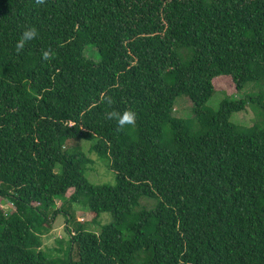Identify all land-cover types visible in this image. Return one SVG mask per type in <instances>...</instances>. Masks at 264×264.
<instances>
[{"label": "trees", "instance_id": "1", "mask_svg": "<svg viewBox=\"0 0 264 264\" xmlns=\"http://www.w3.org/2000/svg\"><path fill=\"white\" fill-rule=\"evenodd\" d=\"M26 27L38 36L17 54ZM219 77L264 89V0H0V199L13 206L0 201V264H264V122L230 120L263 109L264 90L213 110ZM179 96L189 119L173 115ZM126 110L134 126L106 119ZM79 140L115 185L84 177ZM69 191L92 223L111 220L94 232L56 208ZM60 213L74 222L63 258L41 248Z\"/></svg>", "mask_w": 264, "mask_h": 264}, {"label": "rangeland", "instance_id": "2", "mask_svg": "<svg viewBox=\"0 0 264 264\" xmlns=\"http://www.w3.org/2000/svg\"><path fill=\"white\" fill-rule=\"evenodd\" d=\"M85 55L87 58L98 61L99 57L96 51V48L88 46L85 49ZM215 92L212 94L210 99L205 103V106L216 110L220 102L227 96L232 98H241L246 95L252 94L257 96L259 92H262L264 89L255 83H249L242 90L237 92L234 84L229 78L219 77L213 81ZM264 102V101H263ZM263 109H258L257 106L253 104H247L245 109L239 112H234L230 120L236 124L242 126H251L254 123L264 122V103ZM173 115L175 117H180L184 119H189L193 115V103L186 96H179L175 100ZM264 126L261 123V127ZM93 142L90 140H79L78 142H71L68 144V151L74 149L75 145L85 153V155L91 159L84 170V177L93 184H110L115 185V174L109 167V161L104 158H99L93 151H90V146ZM55 171L60 172V166L56 165ZM72 191L67 192L66 196L61 199H56V208H59L63 205V209H67L68 206L72 209L74 220L86 223L85 226L91 231L98 232L101 224H105L111 220V217L108 213H103L98 219V223L91 222V216L89 211L85 207H81L74 203H68V196ZM1 201V199H0ZM4 208L12 209L13 206L7 200L1 201ZM154 203L153 200L143 199L142 204L146 207L152 206ZM68 205V206H67ZM73 221L67 223L65 221V216L63 213H60L56 216L52 222L51 230L43 235L42 237V250L52 257L63 258L65 256V246L67 241V232L65 230L66 225L69 228H72Z\"/></svg>", "mask_w": 264, "mask_h": 264}, {"label": "clouds", "instance_id": "3", "mask_svg": "<svg viewBox=\"0 0 264 264\" xmlns=\"http://www.w3.org/2000/svg\"><path fill=\"white\" fill-rule=\"evenodd\" d=\"M46 0H35L37 6L44 5ZM38 36L37 29L35 27H26L22 32L20 39L16 43V52L17 54L21 53L25 48L26 44L34 40ZM54 52L52 49H46L42 52V59L51 61L54 57ZM106 100L107 104L111 105L113 103L111 97H102ZM107 120L115 119L117 121V126L119 129H124L125 126H134L136 123L137 115L132 110H126L122 114L117 111H110L106 113Z\"/></svg>", "mask_w": 264, "mask_h": 264}, {"label": "built area", "instance_id": "4", "mask_svg": "<svg viewBox=\"0 0 264 264\" xmlns=\"http://www.w3.org/2000/svg\"><path fill=\"white\" fill-rule=\"evenodd\" d=\"M10 205H11V203H10Z\"/></svg>", "mask_w": 264, "mask_h": 264}]
</instances>
